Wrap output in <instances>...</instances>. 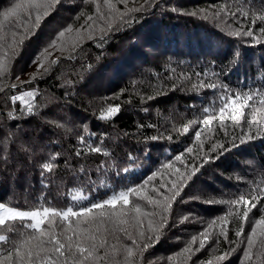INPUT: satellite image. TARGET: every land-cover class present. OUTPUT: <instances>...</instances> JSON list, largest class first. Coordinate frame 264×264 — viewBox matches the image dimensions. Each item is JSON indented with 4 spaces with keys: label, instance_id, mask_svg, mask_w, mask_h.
Returning a JSON list of instances; mask_svg holds the SVG:
<instances>
[{
    "label": "snow or ice",
    "instance_id": "6c2138e0",
    "mask_svg": "<svg viewBox=\"0 0 264 264\" xmlns=\"http://www.w3.org/2000/svg\"><path fill=\"white\" fill-rule=\"evenodd\" d=\"M168 4L169 0H0V80L8 77L0 87V178H10L13 184L11 197L0 198V264H146L149 250L169 229L197 223L202 227L167 255V264H232L233 259L236 264H264V186L237 174L235 179L244 180L247 187L236 183L230 191L193 190L209 169L227 170L231 156L250 142L264 141V73L259 80L249 76L233 84L228 79L241 67V44L264 47V0H235L232 5L193 11ZM169 11L223 25L229 44L235 38V47L226 55L210 53V62H203L202 71L195 72L200 81L197 90H213L218 107L197 111L193 106L186 109L191 112L184 117L186 123L173 122L171 127L138 122V130L151 128L154 133L142 140L139 131L133 133L130 138L136 143L125 145L126 151L119 155L110 154L105 147L107 134L93 131L90 120L46 121L53 127L49 135L57 137L47 142L43 133L31 135L25 125L34 117L44 118L42 109L47 107L38 99V84L52 78L60 83L49 102L55 100L56 107L71 110L81 95L89 105L100 100L103 104L93 116L103 124L114 123L122 104L109 101L120 100L127 86L111 97L89 91L94 69L87 61L96 49L101 50L97 60L106 54L117 34L130 31L135 36L147 18ZM58 15L61 22L49 30L42 50L26 65L32 70L25 73L24 67H17L19 53ZM77 60L78 70L57 73L59 65ZM25 74L26 80L21 78ZM141 111L149 113L150 106L142 104ZM217 125L216 134L209 136ZM165 140L170 143H158ZM153 151L168 155L162 161L159 155L153 159ZM246 163L264 177V158ZM61 169L70 176L67 182L61 178L64 206H55L43 190L39 198H31V204L27 196L25 205L19 204L17 181L27 183L38 174L42 189L50 190L53 174ZM77 182L80 190L73 194ZM191 201L222 207L205 224L188 208ZM204 251L209 258H201Z\"/></svg>",
    "mask_w": 264,
    "mask_h": 264
},
{
    "label": "trees",
    "instance_id": "16d2710c",
    "mask_svg": "<svg viewBox=\"0 0 264 264\" xmlns=\"http://www.w3.org/2000/svg\"><path fill=\"white\" fill-rule=\"evenodd\" d=\"M234 2L235 0H169L168 6L193 11L209 9L225 3L232 5ZM60 22L59 15L53 17L44 26L43 30L32 38L31 43L27 44L18 55V68L24 67L25 73L32 70L26 65L29 64L36 51L42 50L48 40L49 30L56 27ZM222 28L223 25H216L212 21L187 17L170 11L163 15L158 13L147 18V22L138 29L137 35L132 36L130 31L117 34L116 38L110 42L106 54L97 60L96 53L101 50L96 49L87 61L94 69L91 72L87 86L89 91L95 92L100 97H111L113 91H118L119 88L127 86V90L121 95L120 100L109 101V103L122 104L120 112L114 118V123L103 124L93 116L94 109H98L103 104V101L100 100H95L89 105L81 95L77 97V105L73 106L71 110L56 107L55 100L49 102V98L58 91L56 85L60 83V81L52 78L47 81L41 80L38 84L41 93L38 99L41 103L47 104V107L42 109L45 113L44 118L34 117L25 127L31 129L33 137L40 136L43 133L44 142H47L49 139H56L57 137L49 135L53 132V127L46 121L56 120L63 123L71 120L73 123H78L81 120L85 122L90 120L93 131H103L107 134L105 136V147L109 148L110 154L115 152L119 155L121 152L126 151L125 145L136 143L135 139L130 138L133 133L139 131L141 140L143 135L154 133L155 129L151 128L138 130V122L141 124L149 122L157 125L167 124L171 127L173 122L177 125L186 123L187 120L184 117L186 115L191 116V112H187L186 109H191L193 106L197 108V111H202L203 106L211 108L215 105L218 107L219 101L213 90L206 88L197 90L196 86L199 85L200 81L197 79L195 72L197 70L202 71L203 62H210V53L222 56L235 47V38H231L233 43L229 44L230 38L223 34ZM240 48L242 49L241 55L243 58L241 67L230 74L229 81L235 84L238 79L247 81L249 76L252 79L259 80L262 73H264V64L261 63L264 60V47L241 44ZM55 55L59 54L56 53ZM169 61L171 62L170 67L166 65V62ZM80 63L79 60L63 63L57 67V73L68 71L70 74L80 68ZM70 64L75 65V67L69 69ZM21 78L26 80L28 76L25 74ZM72 78L78 79L79 77L73 76ZM7 80V76L4 80H0V87H4ZM131 80H135L136 83L131 84ZM173 85L176 87L174 88ZM148 95H152L154 100H147ZM142 97H144L143 101ZM81 101L84 102V106H79ZM142 104L143 106H150L149 113L146 114L141 111ZM104 106L107 105L104 104ZM218 128L219 125L208 135H215ZM79 130H83V124L80 125ZM56 131L63 137L62 130L56 129ZM223 137L224 133L219 132L218 138L222 140ZM158 143L168 144L170 142L165 140ZM118 145L119 147H117ZM250 145L240 150L246 151L247 155L238 151L229 158V164L226 166L227 170L222 168L209 169L205 175L200 176L193 190L203 192H213V190H216V192L220 190L230 191V186L236 183L244 184L247 187L244 180L237 181L235 179L237 174L243 175L248 181H254L256 185L264 186V177L261 176V170L251 169L246 163L250 159L259 160L264 158V141L257 140L250 142ZM67 147L68 144L65 143L64 148ZM151 155L153 159H156L159 155V160L162 161L168 153L158 154L153 151ZM88 163L94 168L91 161ZM145 163L150 162L145 161ZM220 165L221 162H217V166ZM33 175L34 179L27 183L24 180L17 181L15 191L19 193V204L25 205L26 196L28 197L27 203L31 204V198H39V193L43 190L48 193L47 198L52 200L55 206H64L65 199L59 195L60 192L64 191L61 178L64 182H67L70 176H66L63 169L54 173L52 178L55 182L50 185V190H47L42 189L39 175ZM229 175L232 176L231 180L228 179ZM25 189H27V192H25ZM33 189L36 191L33 192ZM72 190L73 194L75 191L80 190L79 182L72 187ZM12 192V180L10 178L7 180L0 178V198L7 200L11 197ZM220 207L222 206L203 204L198 201H191L188 205L191 211L204 218L205 224L217 215L215 209ZM201 227L202 225L197 223L194 227L181 225L169 229L160 242L149 250L146 264L148 261H151L152 264H167V255L182 247L186 238H190V235ZM177 236L181 237L180 241L176 240ZM209 255L208 251H204L201 258L207 259ZM232 264H236L235 259H233Z\"/></svg>",
    "mask_w": 264,
    "mask_h": 264
},
{
    "label": "rangeland",
    "instance_id": "374dc122",
    "mask_svg": "<svg viewBox=\"0 0 264 264\" xmlns=\"http://www.w3.org/2000/svg\"><path fill=\"white\" fill-rule=\"evenodd\" d=\"M55 55V54H54Z\"/></svg>",
    "mask_w": 264,
    "mask_h": 264
}]
</instances>
